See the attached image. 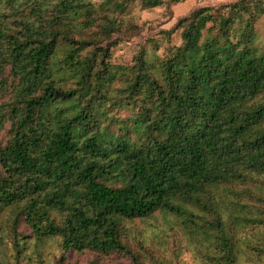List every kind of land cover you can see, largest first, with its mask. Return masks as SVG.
I'll return each mask as SVG.
<instances>
[{
    "label": "trees",
    "instance_id": "1",
    "mask_svg": "<svg viewBox=\"0 0 264 264\" xmlns=\"http://www.w3.org/2000/svg\"><path fill=\"white\" fill-rule=\"evenodd\" d=\"M134 1L0 0V208L17 207L11 264L51 238L67 261L164 264L131 248L125 224L161 210L213 232L209 264H239L242 246L264 257V196L232 191L264 175V0L199 6L169 30H180L179 45L140 49L116 68L112 48L138 29L123 17ZM60 48L70 87L53 74ZM219 186L233 196L224 211Z\"/></svg>",
    "mask_w": 264,
    "mask_h": 264
},
{
    "label": "rangeland",
    "instance_id": "2",
    "mask_svg": "<svg viewBox=\"0 0 264 264\" xmlns=\"http://www.w3.org/2000/svg\"><path fill=\"white\" fill-rule=\"evenodd\" d=\"M95 5L105 0H89ZM235 0H163V4L154 8H144L141 0L134 1L124 15V20L138 27L135 34L125 35V40L112 48L110 62L114 67L132 64L140 49L148 51L149 55L156 53L163 55L168 45L181 43L180 30L169 35L177 20L189 14L199 6H219ZM256 45L264 50V15L256 24ZM64 52L62 48L56 58L53 74L58 78L59 85L70 87L74 80L65 70L59 69L63 64ZM7 98H0V102ZM121 115L128 112L121 110ZM7 139V128L0 134V144ZM250 187L258 194L264 196V175L250 174L245 182L234 184L232 191ZM220 208L226 210L227 204L233 198L232 194L216 188ZM187 211L198 213L191 207L184 206ZM17 207L0 208V264L13 262V250L8 237V219L12 218ZM186 218V216H185ZM184 217L167 211H158L152 216L141 219H131L125 222L127 226V240L132 249L141 254L148 262L150 255L156 256L164 264H209L205 255L213 253V232H205L200 228L199 219L186 222ZM250 242H256L252 229H247ZM239 264H264V257L257 258L247 247L242 246ZM21 259V264H90L93 255H74L71 261L62 259V248L57 238L33 241L27 244ZM98 264H129L123 258L105 259Z\"/></svg>",
    "mask_w": 264,
    "mask_h": 264
}]
</instances>
